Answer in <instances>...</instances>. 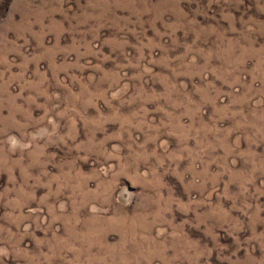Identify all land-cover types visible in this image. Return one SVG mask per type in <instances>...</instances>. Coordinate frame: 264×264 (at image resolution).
Segmentation results:
<instances>
[{
  "label": "rangeland",
  "instance_id": "374dc122",
  "mask_svg": "<svg viewBox=\"0 0 264 264\" xmlns=\"http://www.w3.org/2000/svg\"><path fill=\"white\" fill-rule=\"evenodd\" d=\"M0 264H264V0H0Z\"/></svg>",
  "mask_w": 264,
  "mask_h": 264
}]
</instances>
